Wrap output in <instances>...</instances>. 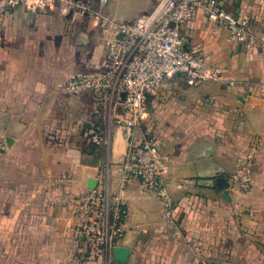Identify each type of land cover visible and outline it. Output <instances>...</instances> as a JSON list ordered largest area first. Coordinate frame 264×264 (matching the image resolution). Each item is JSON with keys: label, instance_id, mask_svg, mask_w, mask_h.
Returning a JSON list of instances; mask_svg holds the SVG:
<instances>
[{"label": "crops", "instance_id": "1", "mask_svg": "<svg viewBox=\"0 0 264 264\" xmlns=\"http://www.w3.org/2000/svg\"><path fill=\"white\" fill-rule=\"evenodd\" d=\"M219 1L234 16L257 19L264 34V0ZM153 7L154 0H109L104 11L131 21ZM69 25L56 9L0 10V264H264V60L225 31L214 33L202 13L182 28L184 46L226 79L194 87L175 77L148 104L147 124L169 157L164 182L176 202L175 224L131 181L119 245L128 260H87L78 200L106 169L116 184L113 165L127 146L120 128L109 145L89 143L92 97L61 93L64 79L106 57L90 22ZM252 144V188L230 191L226 179Z\"/></svg>", "mask_w": 264, "mask_h": 264}, {"label": "built area", "instance_id": "2", "mask_svg": "<svg viewBox=\"0 0 264 264\" xmlns=\"http://www.w3.org/2000/svg\"><path fill=\"white\" fill-rule=\"evenodd\" d=\"M109 0H0V10L18 6L36 11L56 9L70 19L69 29L86 21L99 30L106 48L104 63L62 81L65 96L88 94L95 105V122L88 130L93 145H109L115 128L123 131L126 153L113 172H101L94 188L87 189L78 206V227L89 261L113 258L123 239L130 218L124 191L131 181L154 195L161 205L163 219L175 224L176 202L164 177L168 174V156L161 141L147 124L148 104L162 85L175 77L198 87L209 81L225 80V71L211 67L202 52L184 46L182 28L192 25L202 13L214 33L225 31L228 40L246 51L258 53L264 60V34L259 21L251 15L229 13L219 0H154V7L131 21H117L104 11ZM121 36V37H120ZM4 142L0 137V149ZM258 146L252 144L240 155L235 172L227 180L230 191L247 193L253 185V164Z\"/></svg>", "mask_w": 264, "mask_h": 264}, {"label": "water", "instance_id": "3", "mask_svg": "<svg viewBox=\"0 0 264 264\" xmlns=\"http://www.w3.org/2000/svg\"><path fill=\"white\" fill-rule=\"evenodd\" d=\"M79 204H80V198L78 200V206H79ZM129 254H130V251L128 249H124V248H121V247H117L114 250V253H113L114 258L117 261H120V262H123V263H125L128 260Z\"/></svg>", "mask_w": 264, "mask_h": 264}]
</instances>
